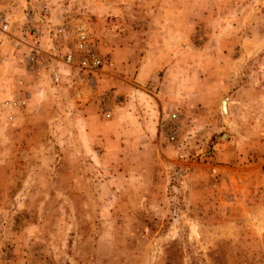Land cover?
Masks as SVG:
<instances>
[{"label":"rangeland","instance_id":"rangeland-1","mask_svg":"<svg viewBox=\"0 0 264 264\" xmlns=\"http://www.w3.org/2000/svg\"><path fill=\"white\" fill-rule=\"evenodd\" d=\"M44 1L0 0V264H264V0H46L54 23L57 1L85 18L105 64L121 50L127 94L104 67L54 85L47 55L27 73L28 24L50 52ZM104 93L137 109L83 115Z\"/></svg>","mask_w":264,"mask_h":264},{"label":"built area","instance_id":"built-area-1","mask_svg":"<svg viewBox=\"0 0 264 264\" xmlns=\"http://www.w3.org/2000/svg\"><path fill=\"white\" fill-rule=\"evenodd\" d=\"M60 19L54 23L51 20V6L45 0L38 16L40 24L50 39V52L45 53L42 43L45 34L35 23L28 24L23 33V44L26 46L25 67L27 73L33 75L42 68V59L47 55L51 61L61 64L53 66L48 63V73L51 83L59 85L62 80L60 66L67 69V76L80 85L95 86L97 78L101 74L106 58L99 52L92 35L90 25L84 17L73 15L65 9L59 1ZM38 15V14H37ZM1 30L6 32L9 28L7 18L0 15ZM27 98H19L15 103L25 105ZM111 94L104 93L97 99L98 112L105 118L111 114ZM161 133L167 142H174L178 135L179 124L176 114L170 116L169 122L161 121L159 124Z\"/></svg>","mask_w":264,"mask_h":264},{"label":"crops","instance_id":"crops-1","mask_svg":"<svg viewBox=\"0 0 264 264\" xmlns=\"http://www.w3.org/2000/svg\"><path fill=\"white\" fill-rule=\"evenodd\" d=\"M122 53L124 55V58H126V62H127V57L130 55L129 51L127 49H125V47L122 49ZM121 50L119 48L117 49H110L108 51V58H107V64H105L104 66V75L102 76V85L103 87L104 86H108V85H115L117 86V90H114L115 93H119V92H123L124 94H127L128 89H126V92L123 91V90H120L119 89V85L118 84H121V86H126V85H130L128 84L127 80L125 78H120V82L121 83H115L114 81V74L111 72V67H112V64H116L115 60L116 59H119L118 55H119V52ZM112 62H115V63H112ZM98 78H97V82H98ZM119 81V80H118ZM130 81V80H129ZM102 85H101V88H102ZM95 86H97V84H95ZM127 87V86H126ZM121 96H118V95H113L112 97V109H111V114H110V117H108L109 119H106V124L113 127V125H117V124H121L122 123V119L123 117L121 116V114L125 117L127 116H130L131 117V114H132V111H130V108L131 109H137V107L134 105V104H131L132 103V100L130 99L129 96L125 95L122 97V100L120 99ZM146 104H143V107L145 110H142V112L144 114L148 113L147 111H151L152 110V105H151V100H149V96L146 97ZM98 104V103H97ZM95 105L93 103V100L90 101V103H88L87 105L84 106V108L82 109L83 111V115H88V114H92V113H95V111L97 112L98 111V105ZM134 108H133V107ZM89 116V115H88ZM85 119V118H84Z\"/></svg>","mask_w":264,"mask_h":264},{"label":"bare ground","instance_id":"bare-ground-1","mask_svg":"<svg viewBox=\"0 0 264 264\" xmlns=\"http://www.w3.org/2000/svg\"><path fill=\"white\" fill-rule=\"evenodd\" d=\"M222 105H223V106H222V109L225 108V103H224V102H222ZM224 110H225V109H223V111H224Z\"/></svg>","mask_w":264,"mask_h":264},{"label":"water","instance_id":"water-1","mask_svg":"<svg viewBox=\"0 0 264 264\" xmlns=\"http://www.w3.org/2000/svg\"><path fill=\"white\" fill-rule=\"evenodd\" d=\"M223 102H224V101H223ZM224 103H225V102H224ZM221 106H223L222 103H221ZM221 109H222V107H221ZM223 109H225V108H223ZM223 109H222V111H223ZM223 112H224V111H223Z\"/></svg>","mask_w":264,"mask_h":264}]
</instances>
